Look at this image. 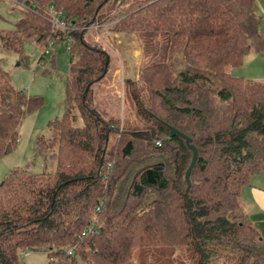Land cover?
Wrapping results in <instances>:
<instances>
[{
  "label": "trees",
  "instance_id": "1",
  "mask_svg": "<svg viewBox=\"0 0 264 264\" xmlns=\"http://www.w3.org/2000/svg\"><path fill=\"white\" fill-rule=\"evenodd\" d=\"M33 1L34 11L22 10L13 29L0 31V47L21 54L29 34L45 39L44 47L50 38L69 39L66 113L49 123L59 132L55 170L12 169L0 181V264H20L19 252L30 250H43L52 264L78 255L86 264H264L260 231L238 213L243 187L264 169V84L227 69L264 51L256 0H113L106 12L110 0ZM50 5L74 25L109 18L118 32L166 36L167 60L147 67L150 107L159 109L144 107L132 90L147 126L123 130L109 158L117 119L101 116L91 87L109 55L85 43L81 31L54 26ZM41 105L42 97L12 86L0 61V158L16 146L22 117ZM169 126L197 151L188 187L192 151L182 135L169 136ZM149 243L160 256L145 253Z\"/></svg>",
  "mask_w": 264,
  "mask_h": 264
},
{
  "label": "rangeland",
  "instance_id": "2",
  "mask_svg": "<svg viewBox=\"0 0 264 264\" xmlns=\"http://www.w3.org/2000/svg\"><path fill=\"white\" fill-rule=\"evenodd\" d=\"M114 7L113 0H110L104 5L103 11L111 9L113 11ZM125 7H127L126 3L116 4V8L124 9ZM22 10L24 9L11 0H0V31L13 29L21 17ZM254 11L260 18L259 32L264 37V0H256ZM116 13L117 9L114 14ZM110 14L113 15V13ZM106 20L108 22L100 24L87 22L74 25L69 20L65 22L66 27L71 28L70 30L81 31L85 43L93 46L94 49H103L109 55L105 75L91 86L95 94V106L101 116L105 119H117L118 129L109 133L105 149V158H109L110 148L118 144L123 130L144 129L147 126L145 119L140 118L136 113V106L131 95L132 90L140 97L144 107L149 110L157 109L158 103L150 107L152 83L147 67L156 62H165L168 58V51L166 50L167 39L163 33L118 32L110 28L113 23L109 21V18ZM44 40H36L34 34L25 36L21 54L6 52L0 47V61H3L4 68L9 73L12 86L17 90H22L26 95L42 97V105L34 112L22 117L14 149L0 158V181L12 169L25 168L29 173L55 170L56 161L53 153L57 151L59 132L51 128L49 123L55 119H62L66 113V80L70 69L66 45L69 44V39L53 41L50 38L46 47H44ZM51 41L53 44H49ZM46 49L49 53L43 54ZM41 54L44 57L38 63ZM72 54L74 55L72 64L74 66L76 63L74 68H77L79 66L78 54ZM20 60L21 64H19ZM227 69L232 75L264 84V51H251L244 56L241 65L229 66ZM70 106L72 107L71 104ZM71 114L78 115L75 105H73ZM78 124H82L81 120L76 122V125ZM39 141L42 143L40 144ZM241 204L239 199L238 213L245 214L264 239V220L257 217L251 219L252 211L243 210L244 207L247 209L251 207H246L242 201ZM149 238L152 241L154 236ZM151 244L143 248L145 253L149 249L147 252L149 256H160L158 251H153L156 246L149 247ZM76 246L75 243L68 248L69 251H73ZM151 251L153 254H150ZM177 255L173 252L172 258L175 259ZM19 261L20 264H52L43 250L20 251ZM186 262L190 264L191 261L186 260ZM70 263L86 264L79 255L73 262L71 260L66 262V264Z\"/></svg>",
  "mask_w": 264,
  "mask_h": 264
},
{
  "label": "crops",
  "instance_id": "3",
  "mask_svg": "<svg viewBox=\"0 0 264 264\" xmlns=\"http://www.w3.org/2000/svg\"><path fill=\"white\" fill-rule=\"evenodd\" d=\"M241 201L246 207H251L247 209L243 206L245 212L248 210L252 211L251 219L257 217L264 220V169L261 173L252 176L249 185L243 187L240 195V204Z\"/></svg>",
  "mask_w": 264,
  "mask_h": 264
},
{
  "label": "built area",
  "instance_id": "4",
  "mask_svg": "<svg viewBox=\"0 0 264 264\" xmlns=\"http://www.w3.org/2000/svg\"><path fill=\"white\" fill-rule=\"evenodd\" d=\"M12 2H14L17 6L23 8L24 10H31L34 11L35 10V2L33 0H30V2L26 3V0H11ZM46 15L48 17V20L56 27L60 28L63 31H67L71 28L66 27V22L64 20V16L62 11H57L52 5H50L48 7V9L46 10ZM98 26V25H97ZM94 26V27H97ZM49 44H53V41H51ZM49 53V50L46 49L45 52H43V54H47ZM41 62V61H40ZM38 61V63H40ZM156 144L160 145V142L157 141ZM69 252H72L71 250Z\"/></svg>",
  "mask_w": 264,
  "mask_h": 264
},
{
  "label": "water",
  "instance_id": "5",
  "mask_svg": "<svg viewBox=\"0 0 264 264\" xmlns=\"http://www.w3.org/2000/svg\"><path fill=\"white\" fill-rule=\"evenodd\" d=\"M169 129H170V132H169V136L172 137L174 136L175 134H180L182 135L180 132H178L174 127L172 126H169ZM183 136V135H182ZM184 137V136H183ZM185 138V141L186 143L188 144V147L191 149L192 151V159L186 169V172H185V180L187 182V187L189 186V174L191 172V169L193 168V165L196 161V156H197V151H196V148L194 147V145L191 144L190 142V139L188 137H184Z\"/></svg>",
  "mask_w": 264,
  "mask_h": 264
}]
</instances>
